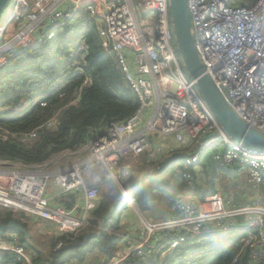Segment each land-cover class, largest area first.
Returning <instances> with one entry per match:
<instances>
[{
  "label": "built area",
  "instance_id": "2783aa9c",
  "mask_svg": "<svg viewBox=\"0 0 264 264\" xmlns=\"http://www.w3.org/2000/svg\"><path fill=\"white\" fill-rule=\"evenodd\" d=\"M242 1L187 0L191 34L205 72L219 93L238 118L264 133V0ZM170 21L169 0L10 1L0 15V72L12 61L37 54L39 47L63 33L77 41L67 50L73 64L65 80L84 78L81 94L92 80L80 65L88 46L78 35L94 26L103 51L115 59L139 106L129 119L92 129L84 146L62 152L43 164L26 166L0 159V208L39 219L54 232L50 239L77 236L90 226L91 214L102 199L103 183L108 182L136 214L143 234L138 238L133 226L123 230L118 234L122 238L120 247L111 252L110 261L101 264L140 260L167 245L164 259L166 252L187 243L235 230L247 232L242 242L244 249L251 250L250 264H261L264 151L238 143L224 132L197 82L187 79L182 70ZM46 97L35 94L24 107L10 109L22 111ZM46 105L44 101L41 104ZM57 117L41 129L53 128ZM9 135L0 129V142L8 141ZM154 135L173 138L181 149L192 151L173 169L189 189L197 186L194 168L212 149L213 160L220 168L246 175L254 198L252 192L247 204L237 207L221 191L206 195L204 201L194 194L178 195L172 202L176 216L151 223L132 194L140 189L142 179L153 176L149 173L146 177L143 166L153 152ZM36 136L34 131L26 137ZM163 161L156 165V171ZM67 196L76 200L70 210L52 203ZM64 245L60 241L55 251ZM0 252L16 255L23 264H34L32 254L16 234L0 240Z\"/></svg>",
  "mask_w": 264,
  "mask_h": 264
},
{
  "label": "trees",
  "instance_id": "16d2710c",
  "mask_svg": "<svg viewBox=\"0 0 264 264\" xmlns=\"http://www.w3.org/2000/svg\"><path fill=\"white\" fill-rule=\"evenodd\" d=\"M79 38L84 39L88 46L87 56L80 60V65L84 66L86 75L92 80L91 85L81 94L84 78L79 76L65 80L73 64L67 50L77 43L65 34H60L53 42L39 47L37 54L12 61L0 72V129L10 133L8 141L0 142V159L26 166L43 164L62 152L84 146L90 139L92 129L113 121H123L134 115L139 99L125 84L115 59L103 51L94 26L79 31ZM44 63L46 70L41 68ZM56 82L61 84L52 88ZM39 93L46 94L47 97L35 100L22 111L10 109L24 107L29 99ZM43 101L47 102L46 107L41 106ZM57 114L53 128L41 129ZM34 131H37L35 139L26 137ZM214 163L216 164L215 161ZM210 165L202 167V171H208L212 167L205 187H198L199 177L195 175L197 187L193 190L174 172L171 173L172 169H168L163 175L146 178L148 180H144L140 189L132 194L138 209L144 215L151 210L156 211L157 204L167 203L171 209L172 202L178 195L194 194L205 198L217 191L220 180L232 179L230 175L241 176L235 171L220 168L217 164L215 167L212 163ZM260 193L264 200V187L260 189ZM75 201V197L67 196L57 200V203L70 210ZM235 203L239 207L247 204L246 201L239 200ZM123 206L119 200L101 199L91 214V227L77 236L64 235L51 239L48 250L32 245V239L25 240L23 235L13 231L0 235V240L17 234L21 244L32 254L34 264H101L110 261L111 252L121 245L122 238L117 232L124 227L119 219ZM111 207L116 208L115 215L107 222L104 230H96L100 219ZM22 219V216H16L12 211L0 212V225L7 226L15 221L27 226ZM98 233L100 235L86 241L88 235ZM246 236V231L235 230L202 237L187 243L181 249L166 252L163 259L162 253L168 250V246L164 245L158 253L140 260L130 259L122 264H250L251 250L244 249L242 242ZM60 241L65 242V245L55 251V246ZM0 264L23 262L14 254L0 252Z\"/></svg>",
  "mask_w": 264,
  "mask_h": 264
},
{
  "label": "water",
  "instance_id": "95a60500",
  "mask_svg": "<svg viewBox=\"0 0 264 264\" xmlns=\"http://www.w3.org/2000/svg\"><path fill=\"white\" fill-rule=\"evenodd\" d=\"M10 1L11 0H0V15ZM169 5L177 42V51L183 61L185 69L188 71L191 78L197 82L199 92L214 112L224 132L238 143L264 151V133L250 127L237 117L219 93L211 78L206 74L191 34L192 23L187 0H169ZM126 189L129 188L126 187ZM115 213L116 208L111 207L109 211L102 216L99 230L105 229L107 222L113 218ZM6 231H13L21 234L25 240H29L31 237L28 229L15 221L7 226L0 225V235L4 234ZM96 235H100V233L88 235L86 241L94 238Z\"/></svg>",
  "mask_w": 264,
  "mask_h": 264
},
{
  "label": "rangeland",
  "instance_id": "374dc122",
  "mask_svg": "<svg viewBox=\"0 0 264 264\" xmlns=\"http://www.w3.org/2000/svg\"><path fill=\"white\" fill-rule=\"evenodd\" d=\"M246 1L248 0H243L242 4H244ZM136 4V2H135ZM171 30L174 34V38H175V32H174V28H173V23H172V18H171ZM60 34L63 33H58V36ZM57 36V37H58ZM57 39V38H56ZM53 42V41H52ZM74 46H69V48H72ZM174 47H176V51H177V42H176V38L174 41ZM178 59L180 61L182 70L185 74V76L187 77V79H191L190 74L188 73V71L185 69L183 62L181 61V57L178 56ZM41 68L43 70L47 69L46 64H42ZM154 137V138H153ZM160 142H162L164 148H159L156 146H160L158 144H161ZM152 143H153V152H151L146 160H149V162H152L150 165H154V163H160L161 159H164L163 163L160 165V167L158 168L157 172L155 169H152L150 174L154 175H163L166 173V171L168 169H174V167L178 164L181 163L182 161H184L185 156H190L192 155V151L190 149H181V146L179 144H177L173 138H165L161 135H154L152 136ZM166 146H168V148L166 149ZM156 151V152H155ZM156 155L158 157H161L160 159H156ZM213 155V150L209 149L205 155L202 158V164L201 166L203 167V165H210L212 163V166L215 167L216 164L214 163L212 158ZM166 156L168 158H166ZM156 159V160H155ZM211 166V165H210ZM200 168V165L197 166L196 168H194V170L196 172H198ZM236 169H238V167H236ZM174 171H171V173H173ZM230 174V173H229ZM232 177V180H235L231 182L228 179H222L218 182V184H220V187H223V191H224V195L226 199L233 200V202H235V200H239V201H247L250 200V195H252V198H254V189L251 185L248 186V178L246 177L245 174H242L240 177L237 176H233L230 175ZM234 177V179H233ZM148 180V179H145ZM112 186V187H111ZM105 188L101 190V198L102 200H119L120 204H126V202H123V196L120 193V191L114 186V185H105ZM246 199V200H245ZM199 201H204L203 196L198 197ZM123 202V203H121ZM124 207V206H123ZM124 209H127L128 211L130 210L128 207H124ZM155 210H151L149 213L145 214L148 217V220L155 224V223H160V222H164L166 220H168L169 218L175 217L176 213L173 210L172 206L171 209L169 208V205L167 203H162V204H157L155 207ZM10 210L7 209H0V212H9ZM13 212V211H12ZM16 214V216H22L23 218V222L27 225L25 226L28 231L30 232V235L32 236V238H34V242H32V245L34 246H38L40 249L43 250H48V248L50 247V236H49V231H45L44 229H46V227H44L41 223V221L36 220V222L34 221L35 218L33 216H30L26 213L23 212H14ZM132 215L134 216L135 219V223L133 224V227L136 228V235L139 238L140 234H143V227L140 225L139 221L137 220L136 216L132 213ZM24 226V225H23ZM96 230H99V227H95ZM40 232H39V231ZM87 229H85L84 231H86ZM233 232V231H232ZM247 233V232H246ZM44 244L46 247H41L40 245Z\"/></svg>",
  "mask_w": 264,
  "mask_h": 264
},
{
  "label": "crops",
  "instance_id": "0c3cea01",
  "mask_svg": "<svg viewBox=\"0 0 264 264\" xmlns=\"http://www.w3.org/2000/svg\"><path fill=\"white\" fill-rule=\"evenodd\" d=\"M161 144H158V145H160V146H156V147H159V148H164V146H163V144H162V142H160ZM156 152V151H155ZM149 155V154H148ZM161 157H158V159H160ZM157 159V160H158ZM156 160V159H155ZM152 162H149V160H146V162H145V164H144V166H143V169H144V172H145V176L147 177L148 175H149V173L151 172V170L152 169H154V168H156V165H157V163H154V165H150ZM202 164V163H201ZM201 164H200V168H199V170H198V172H196V175L199 177L198 179H197V183H198V187H205V185H206V178H207V176L210 174V173H212V167L210 168V169H208V171H205V170H203L202 171V166H201ZM152 168V169H151ZM157 172V171H156ZM230 182H231V184H232V182H233V180L231 179V178H227ZM144 180L145 179H142V183L144 182ZM105 185H111L110 183H108V182H104L103 183V186H102V189H104L105 187ZM112 187V186H111ZM197 187V186H196ZM223 187H218L217 188V191L219 192V191H221L223 194H224V191H223ZM236 201V200H235ZM55 202H57V201H55V200H53V202L52 203H55ZM235 205L237 206V204L235 203ZM124 207H126V205L124 204ZM124 207H123V209H122V213H121V215H120V222H121V224L124 226L123 227V229L122 230H120V231H118L117 232V235L118 234H120L123 230H127V229H129L131 226H133V224L135 223V219H134V216L132 215V213L136 216V214L133 212V211H131V210H127V209H124ZM237 207H239V206H237ZM136 218H137V216H136ZM23 220V219H22ZM36 220H38V222H39V219H35L34 221L36 222ZM42 225L44 226V227H46V229H44L45 231H49V236H50V238H52V235L54 234V232L52 233L51 232V229L48 227V226H46L44 223H42ZM89 227H91V225L89 226ZM88 227V228H89ZM88 228H86V229H88ZM39 231V230H38ZM40 232V231H39ZM140 236H141V234H140ZM30 239H32V242H34V238H32V236L30 237ZM29 239V240H30ZM41 247H46L44 244H42V245H40ZM38 247V246H37ZM39 248V247H38Z\"/></svg>",
  "mask_w": 264,
  "mask_h": 264
},
{
  "label": "clouds",
  "instance_id": "9594fccd",
  "mask_svg": "<svg viewBox=\"0 0 264 264\" xmlns=\"http://www.w3.org/2000/svg\"><path fill=\"white\" fill-rule=\"evenodd\" d=\"M17 235V234H16ZM18 236V235H17ZM19 237V236H18Z\"/></svg>",
  "mask_w": 264,
  "mask_h": 264
}]
</instances>
